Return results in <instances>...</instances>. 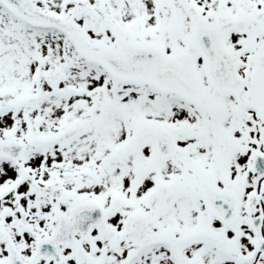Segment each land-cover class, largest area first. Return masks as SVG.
<instances>
[{
	"label": "snow or ice",
	"instance_id": "1",
	"mask_svg": "<svg viewBox=\"0 0 264 264\" xmlns=\"http://www.w3.org/2000/svg\"><path fill=\"white\" fill-rule=\"evenodd\" d=\"M0 264H264V0H0Z\"/></svg>",
	"mask_w": 264,
	"mask_h": 264
}]
</instances>
